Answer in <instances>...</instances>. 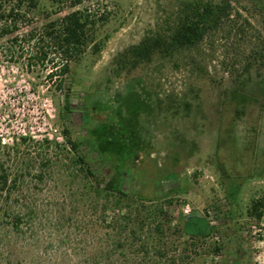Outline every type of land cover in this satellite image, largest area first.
<instances>
[{
  "label": "rangeland",
  "instance_id": "374dc122",
  "mask_svg": "<svg viewBox=\"0 0 264 264\" xmlns=\"http://www.w3.org/2000/svg\"><path fill=\"white\" fill-rule=\"evenodd\" d=\"M34 3L22 5L24 16L12 32L0 33V139L8 145L0 146V163L17 180L12 192L20 196L22 211L35 210L24 233L8 245L0 231V264H65L64 256L82 252L77 243L86 237L83 216L97 235L98 209L94 213L81 198L87 180L54 143L65 145V127L74 137L86 135L84 106L98 105L100 120L123 105L128 92L152 109L136 125L144 146L130 164L137 178L127 177L122 186L163 206L171 225L164 238L166 264H264V226L256 230L260 218L252 213L255 199L264 202V63L250 49L264 29L249 0L232 1L228 20L206 33L196 49L169 51L134 67L144 40L175 24L178 0ZM86 8L109 16L95 29L99 49L90 44L68 73L50 76L48 65L30 58L39 44L29 35L38 38L46 22ZM69 81L67 122L62 116ZM102 175L107 179L111 172ZM192 225L208 235L193 233ZM63 237L70 242L60 247Z\"/></svg>",
  "mask_w": 264,
  "mask_h": 264
},
{
  "label": "trees",
  "instance_id": "16d2710c",
  "mask_svg": "<svg viewBox=\"0 0 264 264\" xmlns=\"http://www.w3.org/2000/svg\"><path fill=\"white\" fill-rule=\"evenodd\" d=\"M80 1L70 0V3L76 5ZM232 1L234 0H178V15L173 27L168 33L148 36L143 42V48L135 50L133 67L141 61L147 62L154 57L164 56V53L169 51L174 50V53L180 54L196 49L206 33L218 30L223 22L228 20ZM25 2L35 5L34 0H14V3L6 5L0 0L2 35L16 28L17 20L24 16L20 11ZM249 3L250 11L262 16L260 23L264 29V0H249ZM241 7L248 10L245 6ZM108 19L107 12L86 8L72 10L46 22L38 38H35L32 32L29 35L31 39H37L39 44L30 58L42 65H48L51 68L50 76L57 71L64 76L90 44L93 49H99L100 40L95 41V29ZM255 38L256 43L251 45V52L256 59L264 63V32L258 31ZM14 40L17 41L16 38ZM43 43H46L49 49ZM192 64H198L194 58ZM73 83L69 81L64 91L62 117L67 122L71 120L70 99ZM63 84L64 79L61 78L57 87L60 88ZM126 100L123 105H119L100 120L95 119L101 113L98 105L84 106L82 114L86 135L74 137L71 130L65 127V145L54 143L56 147L68 152L70 161L83 172V177L87 180V187L84 189L87 194L82 192L81 198L86 197L85 202L94 213L98 209L95 216L97 235L94 228L86 224L83 216L80 220L81 228L87 238L83 237L77 243L81 245L82 252L79 254L73 249L78 254L65 259V252L62 251L61 256H64L62 260L65 264H166L164 238L167 228L171 225L163 219V206L146 194L131 192L122 186L127 177L137 178L130 173V164L144 146L136 125L139 115L143 112L150 113L152 109L150 103L140 99L136 92H128ZM20 139L25 140L26 137ZM44 141L49 142L47 138ZM0 146L8 145L0 139ZM104 170L111 172L107 179L102 175ZM16 183V178L10 177L0 163V219L5 222H0V231L3 230L6 235H3V241L7 245L12 238L17 239L24 233L27 219L31 221L35 214L34 209H29L27 214L20 208V196L12 192ZM262 200L263 198H258L252 202V213L257 219L262 215ZM191 230L202 236L208 235L203 227L192 225ZM34 242L38 243V240L35 238ZM69 242L70 238L63 237L59 246ZM9 251L8 249L7 253Z\"/></svg>",
  "mask_w": 264,
  "mask_h": 264
},
{
  "label": "built area",
  "instance_id": "2783aa9c",
  "mask_svg": "<svg viewBox=\"0 0 264 264\" xmlns=\"http://www.w3.org/2000/svg\"><path fill=\"white\" fill-rule=\"evenodd\" d=\"M264 226V208H263V211H262V215H261V217H260V220H259V222H258V226H257V229L256 230H262L263 227ZM263 256V260H264V255H262Z\"/></svg>",
  "mask_w": 264,
  "mask_h": 264
}]
</instances>
